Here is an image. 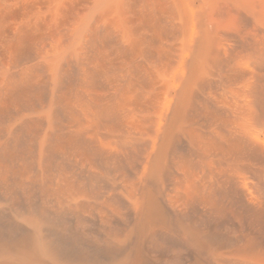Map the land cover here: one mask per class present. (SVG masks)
I'll use <instances>...</instances> for the list:
<instances>
[{
	"label": "bare ground",
	"instance_id": "1",
	"mask_svg": "<svg viewBox=\"0 0 264 264\" xmlns=\"http://www.w3.org/2000/svg\"><path fill=\"white\" fill-rule=\"evenodd\" d=\"M0 264H264V0H0Z\"/></svg>",
	"mask_w": 264,
	"mask_h": 264
}]
</instances>
